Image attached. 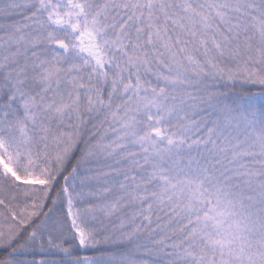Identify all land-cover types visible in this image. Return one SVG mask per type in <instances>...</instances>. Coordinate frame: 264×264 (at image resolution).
Wrapping results in <instances>:
<instances>
[{
	"label": "snow or ice",
	"instance_id": "snow-or-ice-1",
	"mask_svg": "<svg viewBox=\"0 0 264 264\" xmlns=\"http://www.w3.org/2000/svg\"><path fill=\"white\" fill-rule=\"evenodd\" d=\"M0 264H264V0H0Z\"/></svg>",
	"mask_w": 264,
	"mask_h": 264
}]
</instances>
